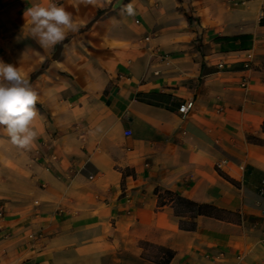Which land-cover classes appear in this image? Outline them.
<instances>
[{
  "label": "crops",
  "instance_id": "obj_1",
  "mask_svg": "<svg viewBox=\"0 0 264 264\" xmlns=\"http://www.w3.org/2000/svg\"><path fill=\"white\" fill-rule=\"evenodd\" d=\"M262 1L56 0L82 28L54 57L24 16L54 1L0 0V60L38 93L29 150L0 128V264H264Z\"/></svg>",
  "mask_w": 264,
  "mask_h": 264
},
{
  "label": "clouds",
  "instance_id": "obj_2",
  "mask_svg": "<svg viewBox=\"0 0 264 264\" xmlns=\"http://www.w3.org/2000/svg\"><path fill=\"white\" fill-rule=\"evenodd\" d=\"M97 0H77L78 5H95ZM129 16L135 15L133 5L123 9ZM30 22L32 38L41 48H54L62 43L68 33L79 31L73 14L55 2L48 6L33 4L24 12ZM38 93L26 75L16 65L0 60V128L10 143L21 150H29L38 138L33 122L38 115Z\"/></svg>",
  "mask_w": 264,
  "mask_h": 264
},
{
  "label": "rangeland",
  "instance_id": "obj_3",
  "mask_svg": "<svg viewBox=\"0 0 264 264\" xmlns=\"http://www.w3.org/2000/svg\"><path fill=\"white\" fill-rule=\"evenodd\" d=\"M3 2H11L12 0H1ZM54 2L56 0H53ZM68 1V6L65 8H71L73 6L72 10L74 11L75 14H82L83 16H86L87 14L91 12H95L96 10L99 12H102L104 10L110 9L112 3L114 0H97L95 5H78L77 0H67ZM125 2V0H123ZM178 7V5H175ZM96 9V10H95ZM165 10H167L165 8ZM83 26V24H82ZM82 28V27H80ZM79 28V29H80ZM113 35H97V34H90L89 36H86L84 40L83 38L80 39L79 42H85L89 46V50H86V54L91 56V59H94L95 56L101 57L104 56V50L103 46L106 42L111 39ZM80 53V54H79ZM81 51L78 52V54L81 56ZM82 57V56H81Z\"/></svg>",
  "mask_w": 264,
  "mask_h": 264
},
{
  "label": "built area",
  "instance_id": "obj_4",
  "mask_svg": "<svg viewBox=\"0 0 264 264\" xmlns=\"http://www.w3.org/2000/svg\"><path fill=\"white\" fill-rule=\"evenodd\" d=\"M262 6H264V1H262ZM261 15H264V11H260V16ZM222 63H218V67H222ZM244 68H249L250 67V64L248 61H245L244 64H243ZM246 83H247V77L244 75L242 76L241 78V81H240V85L241 86H246ZM191 101L190 102H187V103H184L183 105L180 106V112L183 113V114H186L188 112V110L190 109L191 107ZM130 131H125V134H129ZM225 163V160H221L220 162L216 163V166L218 168L221 167V164H224ZM261 193L264 194V189L261 190Z\"/></svg>",
  "mask_w": 264,
  "mask_h": 264
},
{
  "label": "trees",
  "instance_id": "obj_5",
  "mask_svg": "<svg viewBox=\"0 0 264 264\" xmlns=\"http://www.w3.org/2000/svg\"><path fill=\"white\" fill-rule=\"evenodd\" d=\"M97 13H98V12H97ZM92 21H93V19L89 20V21L85 24V27H86V28L89 27V26L91 25ZM61 44H62V43L56 45V50H55V52H54V54H53L54 57L57 56V52H58V50H60L59 48H60ZM37 72H38V71L33 72V73L30 75V78H33V77L36 75ZM262 130H264V124H262Z\"/></svg>",
  "mask_w": 264,
  "mask_h": 264
}]
</instances>
